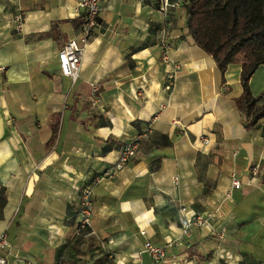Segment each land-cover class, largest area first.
I'll return each instance as SVG.
<instances>
[{
  "label": "crops",
  "instance_id": "crops-1",
  "mask_svg": "<svg viewBox=\"0 0 264 264\" xmlns=\"http://www.w3.org/2000/svg\"><path fill=\"white\" fill-rule=\"evenodd\" d=\"M77 3L0 0L5 264H155L146 240L164 246L159 264H264V117L243 126L233 102L240 63L222 81L213 59L182 38L181 6L164 17L157 0H102L72 83L57 55L80 30ZM164 33L171 63L161 57ZM250 89L264 100V63ZM146 129L134 159L94 185L90 232L78 239L79 190ZM194 211L207 223L185 234L180 218Z\"/></svg>",
  "mask_w": 264,
  "mask_h": 264
},
{
  "label": "trees",
  "instance_id": "trees-1",
  "mask_svg": "<svg viewBox=\"0 0 264 264\" xmlns=\"http://www.w3.org/2000/svg\"><path fill=\"white\" fill-rule=\"evenodd\" d=\"M179 6L184 10L185 31L182 38L213 59L222 81L228 66L234 62L240 63L239 83L242 91L234 97L233 102L243 116L244 128H256L264 117V100L263 92L252 94L250 79L264 63V0H180ZM55 29L53 25L52 32ZM103 123L108 124V121ZM56 133L57 128H54L53 139ZM89 232L90 227L78 231L76 222L78 239ZM74 248L76 254L83 252L78 241ZM56 264H65V261L58 259Z\"/></svg>",
  "mask_w": 264,
  "mask_h": 264
},
{
  "label": "built area",
  "instance_id": "built-area-1",
  "mask_svg": "<svg viewBox=\"0 0 264 264\" xmlns=\"http://www.w3.org/2000/svg\"><path fill=\"white\" fill-rule=\"evenodd\" d=\"M158 10L162 13L164 17H167L169 14L170 8L180 5V0H157ZM102 0H78L77 9L82 13V23L79 32L72 38L68 39L58 51V63L59 71L61 75L68 77L72 83L75 82L78 78V70L80 66V61L82 57V52L84 47L89 43L90 39L94 35L95 29L98 27V17ZM23 11L20 7V3H17V11L14 15V22L16 28L20 29L21 22L23 20ZM159 46L162 50V60L164 62L171 63V59L168 55L170 50V44L165 38V33L160 39ZM179 69L177 63L172 64V69L167 73V80L172 85L176 77V73ZM98 93V88L93 87L92 96L94 101L96 100V94ZM148 134V130L144 133L137 136L134 140L130 141L124 145L119 160L111 168L103 171L101 175L93 176L90 181L84 185L79 190V210L77 214L78 222V231L90 227V218L92 213V191L94 185L103 177V176H112L114 170L122 168L124 165L131 162L139 146V141ZM232 185L234 188H239L240 182L235 177L232 178ZM185 209L182 207L181 209ZM180 218L182 220V232L188 234L192 225L201 226L207 223V217H204L199 212H193L190 217ZM8 247V238L7 233H0V264H5L6 259L4 257V251ZM144 251L151 257L155 264H159L166 257V252L164 246L157 245L152 243L149 240L144 241L143 243ZM101 264H110L108 260L102 262Z\"/></svg>",
  "mask_w": 264,
  "mask_h": 264
},
{
  "label": "rangeland",
  "instance_id": "rangeland-1",
  "mask_svg": "<svg viewBox=\"0 0 264 264\" xmlns=\"http://www.w3.org/2000/svg\"><path fill=\"white\" fill-rule=\"evenodd\" d=\"M258 76H256L257 77V82H259V81H261V76H259V75H261V74H257ZM255 84V83H254ZM253 88H255V85H254V87ZM256 89V88H255ZM261 93V92H260ZM259 94V93H258Z\"/></svg>",
  "mask_w": 264,
  "mask_h": 264
}]
</instances>
